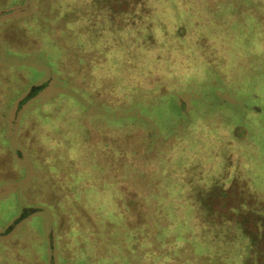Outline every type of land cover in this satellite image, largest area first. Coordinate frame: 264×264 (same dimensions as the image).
Wrapping results in <instances>:
<instances>
[{
    "label": "rangeland",
    "instance_id": "1",
    "mask_svg": "<svg viewBox=\"0 0 264 264\" xmlns=\"http://www.w3.org/2000/svg\"><path fill=\"white\" fill-rule=\"evenodd\" d=\"M84 1L0 0V264H264V0Z\"/></svg>",
    "mask_w": 264,
    "mask_h": 264
},
{
    "label": "trees",
    "instance_id": "2",
    "mask_svg": "<svg viewBox=\"0 0 264 264\" xmlns=\"http://www.w3.org/2000/svg\"><path fill=\"white\" fill-rule=\"evenodd\" d=\"M75 1H77L78 2V9H81L82 11H84V10H86V5H85V1L84 0H73V2H75ZM98 2H99V0H98ZM104 2L106 3V5L107 4H109L108 3V0H104ZM104 2H102L101 0H100V5H101V10L103 11V9H104V6H105V4H104ZM87 4V3H86ZM98 9H99V7H98ZM94 12V11H93ZM93 12H92V14H93ZM77 13H79L78 11H77ZM78 15V14H77ZM79 16H80V13H79ZM212 202H214V200H212Z\"/></svg>",
    "mask_w": 264,
    "mask_h": 264
}]
</instances>
